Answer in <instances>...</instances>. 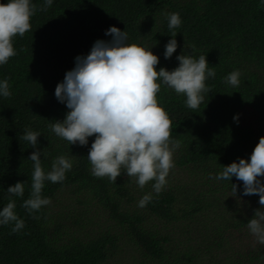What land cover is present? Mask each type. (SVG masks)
<instances>
[{
    "label": "trees",
    "instance_id": "trees-1",
    "mask_svg": "<svg viewBox=\"0 0 264 264\" xmlns=\"http://www.w3.org/2000/svg\"><path fill=\"white\" fill-rule=\"evenodd\" d=\"M31 2L38 9L30 20L31 31L13 38L17 54L0 65V81L8 79L11 92L10 97L0 96V210L11 199L18 218L24 221V228L15 233L11 231L14 222L0 225V264H106L126 241L131 246L129 264H184L197 256L208 264L216 263V251L231 245L227 237L248 230L247 222L261 208L259 195H244L243 182L235 176L231 181L215 177L234 161L250 160L264 136V2L52 0L46 11L39 10L44 0ZM168 13H179L182 23L174 29L177 49L165 59V45L172 38ZM111 26L127 31L128 43L151 49L159 57L157 71L178 67L176 57L185 52L196 59L205 55L216 73L206 80L212 91L204 94L196 110L187 107L184 95L161 85L158 103L172 121L171 139L181 142L175 150L176 163L190 169L192 180L178 182L159 195L152 193V201L144 207L148 213L130 208L135 201L134 178L122 172L112 183L91 174L87 155L95 135L85 146L70 145L49 128L54 121H63L69 111L55 97L57 84L75 66V57L87 55L98 39H112L105 34ZM234 70L241 72L237 88L224 82ZM237 115L238 123L233 119ZM25 130L41 133L37 148L21 139ZM37 149L46 173L60 155L73 163L63 182H44L42 197L55 199L67 188L72 201L82 202L85 197L101 206L112 229L82 239L76 234L84 225L79 216L74 218L64 209L54 212L48 205L33 213L22 207L30 195L34 170L29 157ZM259 179L264 183V177ZM18 181L24 183V196L10 197L7 188ZM232 184L249 203L240 210L236 207L238 215L218 209L221 195L226 188L232 190ZM193 215H199L204 226H190L188 232L204 235L181 250L171 247L167 232L148 224L150 216L167 224ZM232 253L230 264L264 262V245L258 242Z\"/></svg>",
    "mask_w": 264,
    "mask_h": 264
},
{
    "label": "clouds",
    "instance_id": "clouds-1",
    "mask_svg": "<svg viewBox=\"0 0 264 264\" xmlns=\"http://www.w3.org/2000/svg\"><path fill=\"white\" fill-rule=\"evenodd\" d=\"M51 5L52 0H44L39 10L46 11ZM37 10L31 0L0 3V65L17 54L13 38L17 35L23 37L31 31L30 20ZM166 18L172 38L165 45L164 57L169 59L178 46L174 29L179 28L182 21L179 13H168ZM105 34L112 39H98L87 55L75 57V66L57 84L55 97L65 103L69 111L63 121L56 120L49 128L70 145L78 143L85 146L88 138L95 135L87 155L93 176L107 177L110 182L116 183L123 172L134 178L141 189L154 181L153 191L159 195L167 184L170 170L175 167L174 152L181 144L179 140L171 139L172 121L158 103L157 94L161 85L184 95L187 107L196 110L204 102V94L212 91L205 82L209 77H215V70L209 67L205 55L196 59L182 52L176 57L178 67L171 71L161 67L157 71L159 57L151 49L128 43L127 31L111 26ZM192 51H195L194 46ZM240 76L241 72L234 70L224 78V82L237 88ZM9 87L8 79L0 81V96L10 97ZM233 119L238 123V115ZM40 134L25 130L21 139L35 149ZM29 160L33 162L34 169L31 191L22 207L33 213L51 203L50 198L42 197L44 182H63L73 163L68 157L60 155L53 160L51 170L46 173L39 149L31 153ZM233 176L243 182L244 195H259L261 208L255 210L247 227L256 241L264 245V183L259 179L264 177V136L260 137L250 160L241 158L224 166L215 179L231 181ZM7 192L10 197H23L24 183L18 181L9 186ZM232 192L235 196L236 184H232ZM152 199L151 193L145 194L138 207H146ZM15 207V201L10 199L0 210V225L14 222L13 233L24 228V221L18 218Z\"/></svg>",
    "mask_w": 264,
    "mask_h": 264
},
{
    "label": "rangeland",
    "instance_id": "rangeland-1",
    "mask_svg": "<svg viewBox=\"0 0 264 264\" xmlns=\"http://www.w3.org/2000/svg\"><path fill=\"white\" fill-rule=\"evenodd\" d=\"M262 131H264V127L261 128ZM174 163L175 167L170 170L167 179V184L164 187L163 190H166L168 188H175L176 183L179 182V184H182V182L187 180H192L191 172L188 167H179L176 163V151L174 152ZM153 182H149L143 189L138 187V185L133 182V191L135 195V201L134 204L130 205L132 207L137 208L139 211H143L144 213H148V211L143 207H138L139 200L148 193H155L153 191ZM176 190V189H175ZM223 191V189H221ZM220 191L218 189V193L216 192V195H219ZM232 190H227V188L224 190V193L221 195V199L218 201L219 206L218 209H224L231 212L233 214H237L240 209L244 208L246 204L248 203L247 198L240 197L237 193L235 196H233ZM236 204V206H235ZM249 204V203H248ZM228 205V206H227ZM49 208H52V210L58 211L61 209H64L67 213L71 214L74 218L79 216L82 222H84L83 227L78 230L76 234H80L82 239H86V234H93L100 231H105L106 229H109L111 227V221L107 216V212L103 210L101 206H99L96 202L87 200L84 197V200L82 202L77 201L75 198H73V201L71 200L69 193L67 191V188L63 191L59 192L55 199H51V203L48 205ZM239 210H237V208ZM199 214V213H198ZM238 215V214H237ZM195 216V217H194ZM192 218V219H191ZM148 224L155 227V229L159 230L162 233H168L171 237V247H174V249L186 248L187 246H192L195 244V238L196 237H202L203 235L199 234L198 231H192L188 232V229L190 226H196L198 229L204 226L202 223L203 219L200 218L199 215H193V216H187L182 217L181 219H178L176 221H172L170 223H163L162 221L158 220L154 217L148 218ZM112 229V228H110ZM210 229H213V225H211ZM209 231V230H208ZM211 237L213 238L214 235L211 233ZM210 237V238H211ZM230 241V246L227 244L226 249H220L217 250V259L218 261H215L214 264H230L229 261L232 257V252L236 250H243V248L248 247L253 242H257L256 238L249 232V229H243L241 231H236L233 233V235L227 237ZM178 247V248H176ZM131 256V246L130 243L127 241L124 243L123 248L117 252V255L115 256L114 260H109L106 264H116L120 260V264H129L132 260ZM180 256V255H179ZM176 256V257H179ZM207 260L203 261L200 260V257H196V259L191 263H184V264H208L206 263ZM139 264V262H137ZM251 264V263H249ZM256 264H264L262 263H256Z\"/></svg>",
    "mask_w": 264,
    "mask_h": 264
}]
</instances>
